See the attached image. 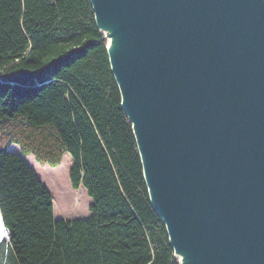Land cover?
Segmentation results:
<instances>
[{
    "label": "trees",
    "instance_id": "trees-1",
    "mask_svg": "<svg viewBox=\"0 0 264 264\" xmlns=\"http://www.w3.org/2000/svg\"><path fill=\"white\" fill-rule=\"evenodd\" d=\"M107 45L91 0H0V264H180ZM30 155L88 218H56Z\"/></svg>",
    "mask_w": 264,
    "mask_h": 264
},
{
    "label": "water",
    "instance_id": "water-1",
    "mask_svg": "<svg viewBox=\"0 0 264 264\" xmlns=\"http://www.w3.org/2000/svg\"><path fill=\"white\" fill-rule=\"evenodd\" d=\"M121 1L141 18L118 29L140 32L144 55L120 74L97 12L116 0L91 3L176 256L186 244L202 252L192 264H264V86L250 71L264 69V0L233 4L241 23L224 0Z\"/></svg>",
    "mask_w": 264,
    "mask_h": 264
},
{
    "label": "bare ground",
    "instance_id": "bare-ground-1",
    "mask_svg": "<svg viewBox=\"0 0 264 264\" xmlns=\"http://www.w3.org/2000/svg\"><path fill=\"white\" fill-rule=\"evenodd\" d=\"M243 1L244 0H224L226 9L231 11V12H225L226 15H229L227 17H230V19L231 17L235 18L240 23L244 22V17L237 16V10H235L232 7L233 4H238L239 2H243ZM121 3H122L121 0H116L115 3L110 4L111 6H99V8L97 9L99 24L102 27V30L109 36V40H110L109 42L112 48V55L114 58V62H115V66H116V70L118 74H120V72L124 69L123 63H122L123 60L121 61V59L130 58L131 61H133L134 59H137L139 56L143 57L144 55V53L142 52V49L139 48L143 46V45H140L141 44L140 32L136 33L135 31H130L128 29L119 31L118 29L120 25L130 22V20H132L134 17L137 19L138 18L140 19L141 15H139V12L136 11L135 9L136 12L133 10L135 12V15L130 16V14L124 10L125 6H123ZM97 4H101V3L97 2ZM186 31L189 32L190 34L192 29L187 28ZM161 44L163 45V47H168V48H172L175 50L181 47L182 49L180 50V52L187 54V51L184 46H169V44L165 42H161ZM173 54H174L173 51L170 49V51L166 53L165 55L170 58H173L172 56ZM178 61H182V58H179ZM248 61L253 62L252 60H248ZM250 71L252 74H254V76L260 77L259 81L261 80L262 82L261 81L260 82L264 86V82H263L264 81V69L260 68V66H255V68ZM118 80H119V84L121 88L125 91L124 94L126 95L125 79L122 76H119ZM240 87L246 93L245 88L247 87L242 82L240 84ZM248 95L252 99H255L253 91L251 93H248ZM142 145H143V142H142ZM148 177H149V181H151V176L148 175ZM177 250H178V256L182 260V264H192L194 262L193 254H191V252L197 251L199 254L202 253L199 250H197V248L190 246V245L186 246V244L185 245L177 244ZM196 261H197V258H196ZM200 263H203V261L198 260L196 262V264H200Z\"/></svg>",
    "mask_w": 264,
    "mask_h": 264
},
{
    "label": "rangeland",
    "instance_id": "rangeland-1",
    "mask_svg": "<svg viewBox=\"0 0 264 264\" xmlns=\"http://www.w3.org/2000/svg\"><path fill=\"white\" fill-rule=\"evenodd\" d=\"M14 148H18L19 147L17 145L13 146V150ZM27 160L28 163L35 169L37 175L39 176V178L42 180V182L44 183V185L51 191V193L53 194L54 197V211L56 214V218L57 219H67V220H73V219H77V218H88L90 216V206L92 203L91 197L88 195L87 190L81 186L79 189H83V196H82V202L81 205L79 206H74V204L69 202V199L66 198V191H64L63 193H60L56 187V184L52 181H50V179L47 178V174H49L50 170L45 169L46 167L48 168H53L49 165H41L36 158L33 155L27 156ZM71 161H67V165L65 166V168L62 169V173L63 176L61 178L58 177V180L62 183H66L68 189L76 191L79 189H75L72 186L71 183V179H70V171L71 168L73 167V158L70 157ZM64 160V159H63ZM63 162V161H62ZM50 175V174H49ZM64 179V181H63ZM58 206V207H57ZM2 220L1 214H0V222ZM3 228L5 229L4 225ZM0 241L5 238L6 236H8L7 232H3V230L0 229ZM180 262V259H179Z\"/></svg>",
    "mask_w": 264,
    "mask_h": 264
},
{
    "label": "crops",
    "instance_id": "crops-1",
    "mask_svg": "<svg viewBox=\"0 0 264 264\" xmlns=\"http://www.w3.org/2000/svg\"><path fill=\"white\" fill-rule=\"evenodd\" d=\"M11 150L14 151V152H16V153H18V154H21L20 147H19V149H18V148H14V150H13V146H12V147H11ZM25 159H26V160L28 159L27 156H25ZM27 161H28V160H27Z\"/></svg>",
    "mask_w": 264,
    "mask_h": 264
}]
</instances>
